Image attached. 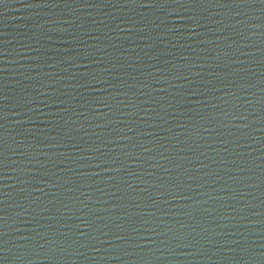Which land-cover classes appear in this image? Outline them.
<instances>
[{
  "label": "water",
  "instance_id": "1",
  "mask_svg": "<svg viewBox=\"0 0 264 264\" xmlns=\"http://www.w3.org/2000/svg\"><path fill=\"white\" fill-rule=\"evenodd\" d=\"M140 2L0 4V264H264V5Z\"/></svg>",
  "mask_w": 264,
  "mask_h": 264
},
{
  "label": "snow or ice",
  "instance_id": "2",
  "mask_svg": "<svg viewBox=\"0 0 264 264\" xmlns=\"http://www.w3.org/2000/svg\"><path fill=\"white\" fill-rule=\"evenodd\" d=\"M5 2V0H0V4H3ZM233 2H235V0H233ZM259 3L260 5H264V0H240V4H244V5H254L256 3ZM123 4L124 5H144L147 6V4H143L140 2V0H123ZM205 4H213L216 6H220V7H227V6H231V5H226L223 3H213L212 0H151V5H158L159 8H166L169 6L173 7V10L179 9V8H183V9H189V8H198V7H202ZM89 7H96L97 5H92V4H87ZM32 5H29V7H31ZM180 19H195V17H179ZM184 26H188L190 27V25H182V27ZM178 30V29H177ZM95 79V78H94ZM96 83H104V81H96ZM83 86V85H81ZM115 87V86H113ZM103 91H107L106 88L103 89ZM195 95V93L193 94ZM7 99V97L5 96H0V100H5ZM100 101H104V98H99ZM95 102V101H93ZM6 107V105L4 106H0V120L5 118V114L2 111V108ZM104 107L108 108L109 111H111L113 109V105L109 104L107 102H104ZM3 125L0 124V128H2ZM128 139H131V137H129ZM6 148H7V144H6V140L5 138L2 136V134H0V173H2V170L5 169L6 163H5V157H6ZM95 167L100 168L101 164L98 163L95 165ZM105 171H112V169H104ZM19 171V170H18ZM100 173L97 172L96 175H99Z\"/></svg>",
  "mask_w": 264,
  "mask_h": 264
}]
</instances>
